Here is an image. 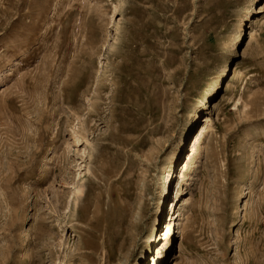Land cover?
Masks as SVG:
<instances>
[{
    "label": "rangeland",
    "instance_id": "374dc122",
    "mask_svg": "<svg viewBox=\"0 0 264 264\" xmlns=\"http://www.w3.org/2000/svg\"><path fill=\"white\" fill-rule=\"evenodd\" d=\"M0 264H264V0H0Z\"/></svg>",
    "mask_w": 264,
    "mask_h": 264
},
{
    "label": "bare ground",
    "instance_id": "6f19581e",
    "mask_svg": "<svg viewBox=\"0 0 264 264\" xmlns=\"http://www.w3.org/2000/svg\"><path fill=\"white\" fill-rule=\"evenodd\" d=\"M237 74H238V70L236 69L235 71H234V77L235 76H237ZM239 75V74H238ZM216 107L215 108H217L218 109V105H215ZM205 119V121L204 122H202V124H201V126H200V128H199V130H198V132H197V134L194 136V138H193V143L191 144V146H190V150H188V155H189V157H188V160L186 161V163L182 166V169L180 170V172L178 173V177H177V181H176V188L174 189V192H175V200L176 201H179V199L182 197L181 195H182V191H183V188H184V184H185V181H186V173H187V171H188V168H189V166H190V163H191V161H192V158H193V156L197 153V151H198V149H199V147L201 146V144H202V142L204 141V139H205V136H206V134H207V132H208V129H209V124L210 123H212V118H211V116L210 115H208V116H206V118H204ZM73 133V138H74V141H76V142H78V143H80V142H82V141H84V142H86V143H88L87 142V139L84 137V136H82L81 135V133H79V132H76V131H74V132H72ZM71 133V134H72ZM83 134V133H82ZM72 140V139H71ZM73 141V140H72ZM83 142V143H84ZM77 143V144H78ZM85 143V144H86ZM173 208H174V206L172 207V209L170 210V214L172 215V214H174L172 211H173ZM170 221H172V218H170ZM166 229H167V232H168V230H169V225L166 227ZM165 246H167V243H165L164 244V247ZM166 248V247H165Z\"/></svg>",
    "mask_w": 264,
    "mask_h": 264
}]
</instances>
